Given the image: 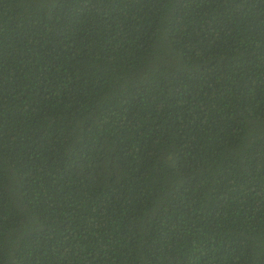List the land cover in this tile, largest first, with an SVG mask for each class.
<instances>
[{
	"label": "trees",
	"instance_id": "16d2710c",
	"mask_svg": "<svg viewBox=\"0 0 264 264\" xmlns=\"http://www.w3.org/2000/svg\"><path fill=\"white\" fill-rule=\"evenodd\" d=\"M0 264H264V0H0Z\"/></svg>",
	"mask_w": 264,
	"mask_h": 264
}]
</instances>
